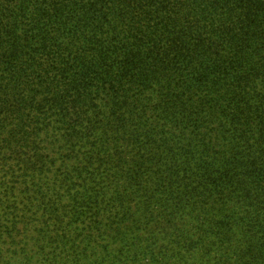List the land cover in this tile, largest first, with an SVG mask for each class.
<instances>
[{
    "label": "trees",
    "instance_id": "16d2710c",
    "mask_svg": "<svg viewBox=\"0 0 264 264\" xmlns=\"http://www.w3.org/2000/svg\"><path fill=\"white\" fill-rule=\"evenodd\" d=\"M21 224L25 264H264V0H0Z\"/></svg>",
    "mask_w": 264,
    "mask_h": 264
},
{
    "label": "rangeland",
    "instance_id": "374dc122",
    "mask_svg": "<svg viewBox=\"0 0 264 264\" xmlns=\"http://www.w3.org/2000/svg\"><path fill=\"white\" fill-rule=\"evenodd\" d=\"M29 202L32 201L30 200ZM19 208L20 210H22V212H25V210H23L24 208L23 204H20ZM21 219L22 218L20 217L19 220ZM21 226L23 225L22 224L19 225L20 232L15 233L16 235L15 238L13 235H11L10 237V235L7 233L5 234L3 233L2 235H0V240H2V242L0 243V248L2 250L1 252L2 253L5 252V257H6V263L3 262L1 264H25V259H23L24 255H20V253H22L24 249L23 246L25 245V243L29 245L28 248H32V250L33 248L38 250V247L36 246L37 235H35L37 232L35 228H38L37 227L38 224L28 225L29 226L28 232H26V230H24ZM2 256L4 255L2 254ZM41 260L42 259H40L39 256L38 257L33 256V260L31 262L33 264H44L41 262Z\"/></svg>",
    "mask_w": 264,
    "mask_h": 264
}]
</instances>
